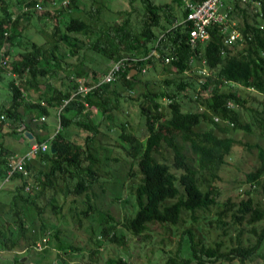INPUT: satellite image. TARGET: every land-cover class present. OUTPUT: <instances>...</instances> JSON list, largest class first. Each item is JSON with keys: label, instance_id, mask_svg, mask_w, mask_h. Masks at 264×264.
I'll use <instances>...</instances> for the list:
<instances>
[{"label": "trees", "instance_id": "1", "mask_svg": "<svg viewBox=\"0 0 264 264\" xmlns=\"http://www.w3.org/2000/svg\"><path fill=\"white\" fill-rule=\"evenodd\" d=\"M184 3L129 0V9L110 15L101 1L67 0L55 13L38 15L39 0H0V47L8 45L3 55L13 56L6 61L10 73L0 71V80L5 78L10 92L9 100L0 105V135L25 138L27 130L36 144L48 145L46 151L30 156L25 175L14 172L8 180L16 185L8 201V217L0 219L1 249L30 252L46 234V206L55 209L54 202L63 195L82 201L79 211L69 208L78 226L99 211V221L95 225L91 221L90 228L97 246L103 238L127 249L119 228L140 236L149 225H180L179 246L164 264H264V204L253 196L256 190L264 195V148L228 135L231 130L252 133V126L264 135V105L253 108L247 98L224 88L226 83L238 84L264 95V0L224 2L228 19L224 24H211L208 41L197 49L207 65L208 74L203 77L200 57L187 43L190 25L184 21ZM33 20L52 23L48 34L39 31L45 38L42 42L23 34ZM232 27L240 38L226 45ZM90 54L100 67L124 56L140 60L118 73L114 81L98 83L110 66L99 75L87 64ZM165 57L172 59L166 63ZM159 64L196 77L164 79L159 90L146 85L133 97L140 68ZM133 69L136 72L129 75ZM80 80L90 87L87 92L78 91ZM26 92L35 95L29 98ZM128 101L137 102L144 124L142 135L129 131L128 120L121 119V104ZM52 108L59 126L46 133L45 119ZM203 123L208 129H201ZM110 132L116 134L114 143L109 142ZM4 142L0 140V183L6 178L9 161L17 156ZM110 144L120 148L121 155H110ZM234 147H255L259 165L246 174L250 185L241 195L222 201L216 182ZM112 163L119 167L112 170ZM120 170L130 179L128 185L118 181ZM105 175L117 184L118 193L125 190L133 200V213L124 221L93 202L107 193ZM110 202L117 206L121 196L113 194ZM212 207L218 209L206 217L202 212ZM201 219L209 225L215 222L222 234L233 227L237 230L233 243L231 236L230 243L211 240L207 231L202 232ZM59 233L55 229L45 243L58 241ZM95 252L97 247L90 249L89 257ZM110 264L125 261L118 258Z\"/></svg>", "mask_w": 264, "mask_h": 264}, {"label": "rangeland", "instance_id": "2", "mask_svg": "<svg viewBox=\"0 0 264 264\" xmlns=\"http://www.w3.org/2000/svg\"><path fill=\"white\" fill-rule=\"evenodd\" d=\"M67 0H39V6L36 8V13L38 15L43 14L44 12H49L51 14L55 13L58 8L63 5L62 2ZM103 2L110 10L109 14H113L117 10L129 9V0H97ZM169 0H155L157 3H163ZM226 2V0H224ZM80 6H83L81 2H77ZM134 5L140 9L139 1H135ZM88 7V3L85 5ZM52 23H42L41 21L33 20V23L29 26L28 29L23 31L27 37L34 39L37 42L44 41V35L39 32L41 29L45 31L44 33L48 34L51 30ZM43 33V34H44ZM8 45L0 47V59L1 55L4 54ZM6 57L7 61H10L12 55H3ZM93 59L95 55L90 54V58L87 61V64L90 67L97 69L99 75H102L110 66L111 62H108L107 66L100 67L94 64ZM168 71H167V70ZM0 71L8 74L10 73L9 65L5 66L0 65ZM131 74V73H130ZM133 74V73H132ZM131 74V75H132ZM196 76L188 73L178 74L175 73L170 68L166 67L165 69L159 64L156 68L147 67L146 71L138 75L137 84L134 86V89L131 90L133 97H137L139 93L144 91V86H148L152 90H159L160 83L164 79H180V78H195ZM167 87V86H165ZM224 88L235 91L237 94L244 96L251 103L249 104L253 108L260 109L264 105V95L255 93L254 91L244 88L238 84H229L226 83ZM9 90L5 81V78L0 80V105L9 100ZM35 94L31 92H26V96L33 98ZM204 96L209 94L203 92ZM121 109L123 115L121 119L126 118L128 120V130L136 135H142L144 124L139 115L137 102L128 101L122 102ZM244 114V118L251 121V117ZM47 123L54 130L59 126V120L57 112L55 109H50V113L47 117ZM208 125L203 123L201 129H208ZM253 132L248 133L243 130H231L228 135L234 137L237 140H240L242 143L250 144H259L264 148V135H261L258 128L252 126ZM6 130V127L3 129ZM1 132V131H0ZM1 134V133H0ZM110 143H114L113 139L116 137V134L110 132ZM3 138V139H2ZM20 136L18 135H0V140H4L5 144L14 150V153L21 157L27 154L29 147L27 143L20 145L17 140ZM17 139V140H16ZM26 141L27 139L24 138ZM28 141V140H27ZM116 145V144H115ZM111 150L110 155L119 154L121 155V149L116 148L110 144ZM129 161V160H128ZM112 170L114 169L113 163ZM259 165V156L257 149L255 147H234L232 150V155L227 158V162L223 164L219 170L220 178L217 180L216 184L218 185L219 190L221 191V200H225L227 197H237L241 195L243 190L249 187V183L246 182V174L254 170ZM119 167V166H118ZM127 167V166H125ZM136 169V166L133 167V170ZM118 181L124 180L125 185H128L130 179L125 178V171L118 173ZM105 191L106 194H101L97 197L96 200H93L97 204L100 210L108 211L113 218L118 221H124L125 217L132 215L133 213V200L130 195L124 190L123 192L118 193V186L114 183L112 178L105 175ZM16 185V181H3L0 183V219H4L7 216L8 210V201L13 193V188ZM48 194V193H47ZM113 194L121 196V202L118 205L111 204L110 200ZM253 196L256 200L264 204V195L260 190L253 191ZM127 200L124 203V200ZM73 196L61 195L54 202L57 204L55 209H51L50 204L46 206L44 211V220L46 223V234L43 239H38L35 247H30L32 250L30 252L23 251H10L3 250L0 247V264H24V261H21L22 257H26L33 264H55L57 260H60L62 264L66 262L67 264H110L111 261H115L118 258H122L125 261V264H151L158 263L164 264L165 260L169 255H174L176 249L179 246V239L183 226H164L159 224L149 225L146 231H144L140 236H134L131 232L125 228H119L118 234H122L125 237V243L127 249L124 246L117 242H110L100 238V245L97 246L91 240V223L94 225L99 221L101 215L99 211H95L92 214L91 220H84L82 226H78L76 219L71 217L69 208L72 207L74 210L79 211L82 207V201L79 198H76L74 201ZM217 207H212L209 211L202 212L205 216H212L215 214ZM201 213V212H200ZM202 214V215H203ZM92 221V222H91ZM203 227L202 232H208L211 240L221 239L226 243H230L229 237L236 235L237 230L233 227L225 228L226 234H222V229L217 226L215 222L211 225L207 223L206 220H202L200 224ZM55 229L60 230L59 239L51 240L50 243H45L44 240L50 241V235L53 234ZM95 238V237H94ZM93 239V238H92ZM79 247V251L72 250L69 245ZM98 248V252H95L91 257H89L88 252L92 248ZM28 250V249H27ZM29 255V258L27 257ZM20 258V261H15V259ZM26 264V263H25ZM194 264V263H192Z\"/></svg>", "mask_w": 264, "mask_h": 264}, {"label": "built area", "instance_id": "3", "mask_svg": "<svg viewBox=\"0 0 264 264\" xmlns=\"http://www.w3.org/2000/svg\"><path fill=\"white\" fill-rule=\"evenodd\" d=\"M246 1V0H241ZM184 7L186 10V16L184 21H187L190 25L188 35H187V43L191 50L195 55H198L200 58L198 59V67L199 73L203 77L207 75V65L205 59L200 56V53L197 51L198 47L204 45L209 39V27L213 23L224 24L228 19V11L224 8L223 0H201V1H190L185 0ZM179 23V21L175 20V24ZM238 38H240V32L231 28L228 36L225 38V44L231 45ZM197 51V52H196ZM155 51L152 50L151 54H154ZM172 57H165V62L168 63ZM140 59L135 56H124L115 60L111 63L108 71L102 76L98 83L102 82H111L114 81L123 69L129 67L131 63L137 62ZM191 60H194L192 58ZM6 57L0 59V65H6ZM141 72L146 71V66H142ZM134 69L131 71L133 73ZM136 71V70H135ZM79 92H87L90 87L83 84V80H80ZM3 118V115L1 116ZM216 121H218V117H213ZM43 119V118H41ZM48 145L46 142L38 145L34 144L31 146L30 151L21 157H13L8 163V170L6 172L5 181H8L10 177L14 174V172H21L24 175L27 173L25 169L26 162L30 159V156L36 153L38 150L46 151ZM28 189V188H27ZM45 241V240H44Z\"/></svg>", "mask_w": 264, "mask_h": 264}, {"label": "water", "instance_id": "4", "mask_svg": "<svg viewBox=\"0 0 264 264\" xmlns=\"http://www.w3.org/2000/svg\"><path fill=\"white\" fill-rule=\"evenodd\" d=\"M135 71V70H134ZM133 71V72H134ZM136 72V71H135ZM131 74H132V72H130ZM129 73V75H131ZM24 136L28 139V142H29V146H33L35 143H36V141H35V139H34V136L32 135V133H30L29 131H27V130H24ZM21 261H24L26 264H33L29 259H27L26 257H22L21 258ZM55 264H62V262L60 261V260H57L56 262H55Z\"/></svg>", "mask_w": 264, "mask_h": 264}, {"label": "crops", "instance_id": "5", "mask_svg": "<svg viewBox=\"0 0 264 264\" xmlns=\"http://www.w3.org/2000/svg\"><path fill=\"white\" fill-rule=\"evenodd\" d=\"M134 73H135V71L133 72V74H134ZM45 120H46V122H47V118H46ZM47 124H48V123H47ZM52 132H53L52 127H50V126L48 125V129L46 130V133H52ZM18 136H20V138H19V140H17V139H16V140L19 142L20 145H23V144L27 143V140H28V139H27L26 137H25V138H26L27 140L25 141L24 138H23L21 135L18 134ZM28 144H29V143H28Z\"/></svg>", "mask_w": 264, "mask_h": 264}]
</instances>
